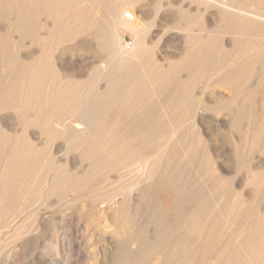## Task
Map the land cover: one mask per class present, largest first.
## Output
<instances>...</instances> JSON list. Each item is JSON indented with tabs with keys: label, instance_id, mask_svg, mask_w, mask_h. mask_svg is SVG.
<instances>
[{
	"label": "bare ground",
	"instance_id": "1",
	"mask_svg": "<svg viewBox=\"0 0 264 264\" xmlns=\"http://www.w3.org/2000/svg\"><path fill=\"white\" fill-rule=\"evenodd\" d=\"M6 111L0 226L81 199L85 264H264V0H0Z\"/></svg>",
	"mask_w": 264,
	"mask_h": 264
},
{
	"label": "rangeland",
	"instance_id": "2",
	"mask_svg": "<svg viewBox=\"0 0 264 264\" xmlns=\"http://www.w3.org/2000/svg\"><path fill=\"white\" fill-rule=\"evenodd\" d=\"M83 8L87 6L84 5ZM131 41L132 37L125 34L124 44L128 45ZM155 41L152 40L153 43ZM77 43H65L60 46L65 50L67 56L65 57L73 58L75 61L92 62V52L73 49ZM69 50H73L72 56L68 54ZM9 113L8 111L2 112L0 116L11 117L12 113ZM229 135L231 136L228 130L212 129L213 139L218 141V144H221ZM234 166L237 170L238 167ZM125 180L127 177L123 179ZM105 186L97 184L94 191L106 193L111 188L104 189ZM84 206L85 202L81 199L59 201L51 198L25 207L19 214L20 221L15 218L17 215L11 216L4 226H0V264H64L67 262V259L65 260L67 257L68 261L72 259L70 264L87 263L88 258L80 260L79 255L89 254L88 250L93 245L91 237L93 223L92 215ZM175 213L176 210H172L170 216L174 217ZM17 232L20 235L14 237V233Z\"/></svg>",
	"mask_w": 264,
	"mask_h": 264
}]
</instances>
